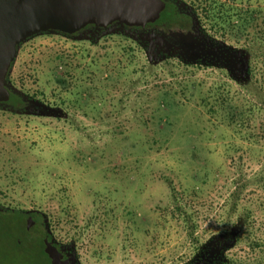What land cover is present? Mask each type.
<instances>
[{"label":"rangeland","instance_id":"rangeland-1","mask_svg":"<svg viewBox=\"0 0 264 264\" xmlns=\"http://www.w3.org/2000/svg\"><path fill=\"white\" fill-rule=\"evenodd\" d=\"M221 68L150 57L118 36L30 39L11 82L54 112L0 109V203L46 217L78 264H186L244 217L227 262L264 264V114L255 145L207 115L208 92L247 95ZM66 71L93 82L89 100L61 89ZM21 221L0 213V264H52L33 235L20 239Z\"/></svg>","mask_w":264,"mask_h":264},{"label":"trees","instance_id":"trees-1","mask_svg":"<svg viewBox=\"0 0 264 264\" xmlns=\"http://www.w3.org/2000/svg\"><path fill=\"white\" fill-rule=\"evenodd\" d=\"M176 1L191 12L198 28H200L205 38L209 39L210 42L219 45L226 52V58L225 56H222V59H224L227 64L224 62L225 65L219 66L222 67V71L227 72V76L232 82H234L242 92H245L244 94H247L245 96L251 97L250 100L240 94L241 92L232 93L229 86L226 87L225 92L223 93H217L212 90L208 92L205 97L202 95L201 98H203L200 100L207 115L212 116L215 123L226 126L234 135L243 137L246 141L250 142V144H260V141H257L258 139H255L254 134L252 133V122L256 113L264 114V0ZM176 9V5L173 2H170L161 21L164 22V20L167 21L172 16H176ZM117 29L119 30H104L100 33H92V35L88 34L87 37H83L82 41H88L96 45L99 41L105 38L107 39L111 36H118L126 41H131L134 44L136 43L141 49L145 50L147 55L150 54V57L155 56L158 58H164L166 61L170 58H176L167 53H164L163 56L153 54V49L144 46V41H142V39H140L133 31L129 29L121 30V28ZM43 35H50V33ZM60 35L71 38L70 36ZM242 41H244L246 45L244 47H239L238 45L241 44ZM178 61L183 65H191L184 63L181 60ZM109 67H107L108 69L103 72V74L109 73L111 78H114L115 72H111ZM114 70H116L115 67ZM69 74V71H66L61 77L57 75L58 83H61V89L63 88L67 93L77 90L81 92L79 93L80 96L84 95L85 99L89 100V96H91L90 92H92V94L94 93V90L91 88L93 82H89L87 85L82 84L80 86L79 84L82 81L70 78ZM92 79L96 81V78ZM8 83L21 93L20 95L14 93L13 100H19V97H30L12 84L11 75L8 79ZM200 87L201 86H198L194 82L188 84V90H192L196 93L199 91ZM161 93L164 96L171 95V91L167 88L162 89ZM254 101L262 108H260L258 104L255 105ZM39 103L47 107L43 102L40 101ZM262 129L264 131V126ZM261 188L264 190V184ZM235 195L236 194H233L232 197H235ZM261 208H263L264 212V201L260 203V209ZM35 216L39 222L44 221L43 225L45 226L43 228H45L44 230L46 231V239L57 253L60 254L53 244L54 242H57L64 246V243L58 241L46 217H42L40 213H35ZM42 218L43 220H41ZM244 218L245 219L240 218L234 224L231 228L232 231H227L226 233L217 236L215 235L212 239L208 240V242L204 243V245L207 246L212 243V240L223 241L224 251L222 253V264H231L230 262H227V258L232 250L240 243L242 236L247 231V218ZM68 245L71 247L70 244ZM74 264H78V262L76 261Z\"/></svg>","mask_w":264,"mask_h":264},{"label":"water","instance_id":"water-1","mask_svg":"<svg viewBox=\"0 0 264 264\" xmlns=\"http://www.w3.org/2000/svg\"><path fill=\"white\" fill-rule=\"evenodd\" d=\"M164 10L161 0H0V105L9 101L11 91L21 94L8 79L22 45L30 39L46 33L83 39L93 33L90 27L99 31L119 30L116 26L121 30L144 29L155 24ZM112 26L115 27L111 29ZM37 104L42 116L54 112ZM33 238L40 242L52 264H68L40 228L34 231Z\"/></svg>","mask_w":264,"mask_h":264},{"label":"flooded vegetation","instance_id":"flooded-vegetation-1","mask_svg":"<svg viewBox=\"0 0 264 264\" xmlns=\"http://www.w3.org/2000/svg\"><path fill=\"white\" fill-rule=\"evenodd\" d=\"M161 1L165 4V10L155 24L144 29H126L133 31L139 36V38L144 41L143 45L148 48L151 47L153 49V54H157L158 56H163L164 53H167L176 57L178 60L191 65L208 64L210 66L213 65L218 67L219 65L227 64V62L222 59V56H225L226 58V52L219 45L212 43L209 39L205 38L200 28H198L193 15L187 8H184L176 0ZM170 2H173L176 5L177 14L176 16H172L169 20H164V22H162L161 18L167 11ZM113 27L115 26H112L111 29ZM116 27L120 28L119 26ZM89 30H92L93 33L104 31V29L99 31L92 27H90ZM79 34L80 33L75 36ZM13 94L14 93L12 92L10 93L9 101L5 104H1L0 109H6L7 111L13 110L19 113L27 112L33 115L38 114V111L41 110L37 104L39 101L38 99L30 96L25 100L22 97H19V100H13ZM0 213L10 214L11 216L13 215L15 220H18L19 218L22 219L21 228L23 231L19 236L20 239H25V232L33 235L34 231L38 228L41 229L45 236L46 231L44 230L45 228H43L45 226L43 225L44 221L39 222L35 213L13 211L12 208L4 206L1 203ZM41 220H43V218ZM211 242L212 243L207 246L203 245L202 248L198 250L197 255L186 264H222L224 243L221 240H212ZM53 245L58 249L60 255L62 254L63 261L68 262V264H74L76 262L73 249L68 245L63 246L57 242H54Z\"/></svg>","mask_w":264,"mask_h":264}]
</instances>
